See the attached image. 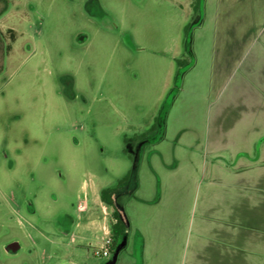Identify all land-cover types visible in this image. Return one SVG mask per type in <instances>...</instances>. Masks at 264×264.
<instances>
[{"label":"rangeland","instance_id":"374dc122","mask_svg":"<svg viewBox=\"0 0 264 264\" xmlns=\"http://www.w3.org/2000/svg\"><path fill=\"white\" fill-rule=\"evenodd\" d=\"M194 1L0 0V264H134L157 177L264 133V0Z\"/></svg>","mask_w":264,"mask_h":264},{"label":"crops","instance_id":"0c3cea01","mask_svg":"<svg viewBox=\"0 0 264 264\" xmlns=\"http://www.w3.org/2000/svg\"><path fill=\"white\" fill-rule=\"evenodd\" d=\"M261 133L254 129L242 142L227 146L210 141L212 156L203 158L201 174L191 165L182 172L175 164L163 180L157 177L155 195L142 199L143 221L134 224V264H264ZM125 220L128 232L133 221ZM104 233L108 237L110 231Z\"/></svg>","mask_w":264,"mask_h":264},{"label":"trees","instance_id":"16d2710c","mask_svg":"<svg viewBox=\"0 0 264 264\" xmlns=\"http://www.w3.org/2000/svg\"><path fill=\"white\" fill-rule=\"evenodd\" d=\"M201 2H202V0H195L194 1V4H193V16L194 17L199 12ZM154 130H155V126L151 127L150 130L146 131L145 133H142L138 137H134L133 139H128V140L136 141V142L141 141V140L145 139L148 135H150ZM127 179H128V176L125 177L123 180H121L119 182V184L126 181ZM112 192H113V189H111V188L104 189L101 192V200L104 203H106L109 206H112L114 208L113 216H114L115 221L111 225V231H110V237H111L112 243L109 246V249H110L111 253L115 251V249L118 245V242L124 236V234L127 232V228H128L127 222H126L125 218L123 217L120 209L118 208V206L113 201L110 200L111 199L110 194Z\"/></svg>","mask_w":264,"mask_h":264},{"label":"built area","instance_id":"2783aa9c","mask_svg":"<svg viewBox=\"0 0 264 264\" xmlns=\"http://www.w3.org/2000/svg\"><path fill=\"white\" fill-rule=\"evenodd\" d=\"M111 243H112V240H111V237H110V234H109V236L106 239L104 248L100 249V250H96L95 253H94L95 256H98V257H109L110 254H111V251L109 249V246L111 245Z\"/></svg>","mask_w":264,"mask_h":264},{"label":"water","instance_id":"95a60500","mask_svg":"<svg viewBox=\"0 0 264 264\" xmlns=\"http://www.w3.org/2000/svg\"><path fill=\"white\" fill-rule=\"evenodd\" d=\"M7 251L12 254L18 253L20 245L17 242H13L6 247Z\"/></svg>","mask_w":264,"mask_h":264}]
</instances>
